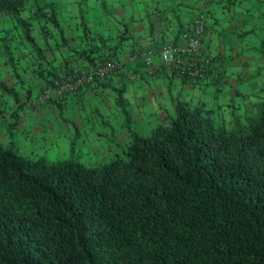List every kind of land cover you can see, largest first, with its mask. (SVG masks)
Returning <instances> with one entry per match:
<instances>
[{"label": "trees", "instance_id": "16d2710c", "mask_svg": "<svg viewBox=\"0 0 264 264\" xmlns=\"http://www.w3.org/2000/svg\"><path fill=\"white\" fill-rule=\"evenodd\" d=\"M58 13L50 0H0V31H16L1 37L0 61L17 81L16 41L27 46L43 88L77 66L119 61L126 24L106 38L81 19L71 42ZM15 34L18 40H7ZM56 39L65 49L48 57ZM259 52L264 57V42ZM205 58L199 77L170 69L183 81L207 84ZM121 69L91 82L113 90L125 115L122 155L85 165L31 159L0 143V264H264V98L251 105L245 124L229 130L216 127L203 104L176 100L173 116L142 135L129 126L125 86L108 81ZM0 92L21 107L12 85L0 80Z\"/></svg>", "mask_w": 264, "mask_h": 264}, {"label": "rangeland", "instance_id": "374dc122", "mask_svg": "<svg viewBox=\"0 0 264 264\" xmlns=\"http://www.w3.org/2000/svg\"><path fill=\"white\" fill-rule=\"evenodd\" d=\"M50 1L58 7V17L71 42L79 39L81 19L87 21L92 33L106 38L122 33V23L130 20V16L137 19V14L125 10L120 0H102L101 4L97 0ZM194 1L185 3L188 8L184 9H188L187 12L175 10V16L170 18V22L177 24V21L190 19L193 12L190 6L194 5ZM208 9L209 13L204 14L203 21L208 27L207 40L211 50L223 48L226 57H230L229 50L235 49L239 51L235 62L241 61L242 57L246 59L245 64L226 67L223 80L227 77L229 80L224 85L204 84L187 90L179 89L176 82H171L167 89V79H160L152 84L148 77L146 81L149 84L142 83L133 92L124 91L126 110L130 116L129 126L139 134H146L150 127L160 122L161 115L172 117L176 100L186 101L191 105L203 104L211 110L210 117L215 126L229 130L245 124L251 105L264 98V57L259 52V46L264 42V0H212ZM143 21L148 24L145 19ZM12 33L16 31H0V43L1 37ZM7 38L8 41L18 40L17 34ZM56 41L48 57L53 55L57 58L62 53L64 47L59 48V40ZM50 42L52 43V38ZM16 43L15 54L19 58L21 81H17L12 76V71L1 61L0 80L12 85L21 107H18L13 97L0 92L3 105L0 143L31 159H69L85 165L107 162L114 155H122L128 133L123 125L125 115L114 103L115 92L108 88L84 92L93 85L91 81L82 85L79 90L63 91L60 94L53 88H43L40 83L35 82L31 73L32 57L27 46L19 41ZM37 43H41L40 38ZM13 44L12 42L11 45ZM71 72L75 75L87 72V69L77 66L68 72L69 76L67 72H61L59 75L62 76V81L72 78ZM112 85L117 84L114 82ZM45 92L46 98L43 97ZM144 94L147 96L144 101L135 100L134 97ZM51 97L58 100L59 107L48 102ZM148 114H152L151 118ZM136 115H141L142 122H137Z\"/></svg>", "mask_w": 264, "mask_h": 264}, {"label": "crops", "instance_id": "0c3cea01", "mask_svg": "<svg viewBox=\"0 0 264 264\" xmlns=\"http://www.w3.org/2000/svg\"><path fill=\"white\" fill-rule=\"evenodd\" d=\"M146 2V3H143ZM188 1L192 0H120V4L123 6L125 10L130 13H136L135 15L137 19H134L132 16L130 20L123 22L126 24V36L127 39L124 41V44L121 46L118 51V57L123 64V68L121 69V74H119L116 78L108 79L112 83L120 84L122 83L125 86V91H136L137 86L142 85V83L149 84L150 82L154 84L158 80L167 79L169 85H167V89L170 88L171 82H176L178 84L179 89H187L191 90L195 87H199L200 85H204L205 82L202 80H197L194 83H190L189 81H183L179 76L174 74L169 67L160 66L155 71H149L148 67H146L141 58H131L132 50L137 47L143 49H151L154 54L152 56V62L154 65L159 64V58L156 54V50L162 43H168L172 45H182L184 43L182 39V33L185 30H188L191 21L196 14V11L199 8H202L204 14L207 15L209 13L208 5L211 3H202L200 0H195L193 2V6H190L192 9V13L190 14V19L184 22H179L177 24H172L170 22V18H174V11L187 12L188 9H184L187 7ZM186 3V4H185ZM188 8V7H187ZM147 21L148 24H144L143 20ZM176 21V19H174ZM237 24L240 26L241 24L238 22ZM231 28V26H230ZM207 32L208 27L205 23V34L204 38L200 44V51L203 57L210 58V66L211 72L208 75L209 80L207 84H221L224 85L228 82L229 77L223 80L225 76L226 67L229 65H238L245 64V60L242 57L241 61L235 62V58H237L238 52L235 49H230V57H226L223 48L218 47L216 50H211V46L207 40ZM118 61V60H117ZM219 67H222V70H219ZM219 70V77L216 71ZM148 77L151 78L150 82H147L146 79ZM218 77V78H217ZM217 78V79H215ZM205 84V85H207ZM97 91L99 89L98 86L93 84L91 87L86 88L84 92H88L89 90ZM125 93V92H124ZM147 96H136L135 100L142 102L145 100ZM136 101V102H137ZM137 122H142L141 115H136ZM148 116H152V114H148ZM160 119L162 123H165L168 119L167 115H161ZM147 125V124H146ZM148 126V125H147Z\"/></svg>", "mask_w": 264, "mask_h": 264}, {"label": "built area", "instance_id": "2783aa9c", "mask_svg": "<svg viewBox=\"0 0 264 264\" xmlns=\"http://www.w3.org/2000/svg\"><path fill=\"white\" fill-rule=\"evenodd\" d=\"M202 3L210 0H200ZM198 14L194 18L191 29L182 33L184 43L182 45H172L162 43L156 50L159 58V64L154 65L152 56L154 52L151 49L137 48L130 55L131 58H141L143 64L148 67L149 71L153 72L160 66L176 67L180 73H186L189 76H201L203 69L208 64V59L200 53V44L204 38V11L202 8L197 10ZM121 63L117 60H104L94 66V69L87 72L75 74L71 79L55 84L54 90L60 92H73L87 82L92 80L93 75L97 77H105L109 73H115L121 69ZM47 97V92L43 94Z\"/></svg>", "mask_w": 264, "mask_h": 264}]
</instances>
